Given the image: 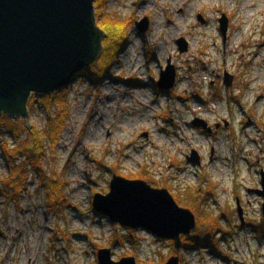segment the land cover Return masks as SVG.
<instances>
[{"label":"rangeland","instance_id":"1","mask_svg":"<svg viewBox=\"0 0 264 264\" xmlns=\"http://www.w3.org/2000/svg\"><path fill=\"white\" fill-rule=\"evenodd\" d=\"M107 10L130 25L128 40L102 81L80 76L68 87L67 128L56 148L48 145L44 162L50 178H62L71 206L54 213L36 180L12 200L0 141V264H99L102 249L116 262L133 257L137 264L172 257L180 264H264L263 201L249 193L261 188L264 171V0H108ZM145 18L149 28L140 35L136 24ZM169 62L177 84L161 94L157 83ZM225 72L234 76L229 89ZM47 116L37 107L29 123L43 129ZM196 120L221 129L207 136ZM194 151L200 166L188 162ZM114 175L138 177L177 203L195 204L203 215L191 235L209 240L215 226L203 222L218 221L216 253H179L171 240L99 216L93 197L110 192Z\"/></svg>","mask_w":264,"mask_h":264},{"label":"water","instance_id":"2","mask_svg":"<svg viewBox=\"0 0 264 264\" xmlns=\"http://www.w3.org/2000/svg\"><path fill=\"white\" fill-rule=\"evenodd\" d=\"M96 20L95 0H0V115L27 119L31 127V96L68 88L83 69L99 59L104 34ZM220 24L226 41L225 15ZM136 27L140 35L144 34L149 19L138 22ZM177 43L181 53L187 51L184 39ZM223 82L227 89L231 88L234 76L225 72ZM176 83L177 72L169 62L161 72L158 87L168 92ZM192 124L211 132L204 121ZM187 159L191 164H201L195 151ZM261 177L262 190L255 192L264 199V172ZM93 209L111 224L171 240L178 251L183 247L182 236H190L197 227L195 214L179 206L167 189L118 175L113 176L107 195L98 193L93 197ZM238 212L243 223L239 202ZM97 256L99 264H137L133 257L114 261L109 249L100 250ZM166 264H180V259L172 257Z\"/></svg>","mask_w":264,"mask_h":264},{"label":"trees","instance_id":"3","mask_svg":"<svg viewBox=\"0 0 264 264\" xmlns=\"http://www.w3.org/2000/svg\"><path fill=\"white\" fill-rule=\"evenodd\" d=\"M107 5L108 0H95L98 27L104 34L102 41L104 50L102 49L103 53H100L101 57L93 63H96L95 65L92 64L81 71L80 75L83 78L79 82L90 80L97 83L107 77L108 70L114 65L119 51L128 40L127 33L130 25L110 15ZM67 92L68 88L44 96L34 94L31 97L28 104L30 115L33 116L37 107L45 110L48 114L47 123L43 129L35 125L30 127L27 121L22 118L13 119L6 115H0V141L2 142L3 156L10 172L8 178L3 181L4 191L15 201L23 196L33 181H39V186L45 189L48 208L54 210V213L60 208L71 206L64 192L65 183L62 182V178L60 176L54 179L50 178L44 165L49 152L48 145L56 148L67 128L69 117ZM55 108L59 110L58 113H53ZM136 178L138 177L129 179L135 180ZM198 199L194 203H197ZM177 201L181 206L194 211L198 215L197 222L201 225L203 211L201 210L202 215L200 216L195 204H185L184 206L181 201ZM211 220L212 222L207 217L203 222L208 227L211 224L215 226L212 228L213 232L209 240L195 234L184 236L182 237L184 249L192 251L210 247L215 251L213 253H216V247L211 244L220 223L215 219ZM127 238L129 242H133L132 236ZM118 244L123 243L119 242Z\"/></svg>","mask_w":264,"mask_h":264},{"label":"flooded vegetation","instance_id":"4","mask_svg":"<svg viewBox=\"0 0 264 264\" xmlns=\"http://www.w3.org/2000/svg\"><path fill=\"white\" fill-rule=\"evenodd\" d=\"M160 93H164V92H163V91H160ZM210 126H211V124H210ZM219 127H221V126H219ZM210 128H211V132L208 131V133H206V132L203 131V134H205V135H209V136H210V135H213V134H215V133H218V131H220V129H221V128H219V130H214V129L212 128V126H211Z\"/></svg>","mask_w":264,"mask_h":264},{"label":"bare ground","instance_id":"5","mask_svg":"<svg viewBox=\"0 0 264 264\" xmlns=\"http://www.w3.org/2000/svg\"><path fill=\"white\" fill-rule=\"evenodd\" d=\"M164 45H165V44H164ZM175 251H176V252H179V253L181 252V251L176 250V248H175Z\"/></svg>","mask_w":264,"mask_h":264}]
</instances>
